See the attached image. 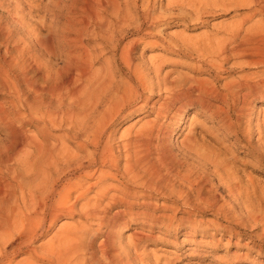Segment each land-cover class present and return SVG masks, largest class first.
Listing matches in <instances>:
<instances>
[{"label":"rangeland","instance_id":"1","mask_svg":"<svg viewBox=\"0 0 264 264\" xmlns=\"http://www.w3.org/2000/svg\"><path fill=\"white\" fill-rule=\"evenodd\" d=\"M119 1L123 7L120 12L116 14L107 5L108 9L104 8L95 17L96 13L85 6L84 0H0V81L5 83V86L0 83V108L11 113L15 109L10 99L16 93L13 94L14 89H9L6 85L10 83L9 78L25 76L32 78L31 81L35 83V78H41L47 70L56 72L63 66V55L66 52H88L92 56L91 70L95 73L112 74L119 84L126 78L120 68H127L128 61L123 57V52L127 51H130L132 58L131 66L138 68L137 74L151 78L154 84L155 78L165 77L173 80L205 78L214 80L217 84L245 78L246 82L253 83L254 86L249 92L247 88L239 91L236 105H243L244 109L239 121L231 110L235 132L223 129L217 120L199 112L200 106L197 103L190 101L181 115L179 126L166 135V138L175 155L181 156L184 134L196 124L198 135L203 137L199 140L200 151L213 158L218 157L226 164L232 163L238 170L235 174L242 189L248 187L254 198L261 197L264 194V63H243L237 60L229 53L231 43L227 42L229 29L251 10L247 6H234L223 0H152L153 3L148 6L142 1L130 2L128 17L123 14V0ZM214 2H220L221 5H214ZM223 2L225 3L222 4ZM147 12L153 17L145 19ZM257 18H264V14H256L253 19ZM249 23L247 21L243 27ZM100 24H105L104 27L111 30V41L113 45L117 44L116 48L99 35L102 32H99L102 27ZM242 34L243 31L240 35ZM73 38H77L78 42L72 41L73 45L70 46L66 40ZM49 40L53 43L51 55L50 46L47 45ZM224 41L228 44L225 52L216 56L214 48L218 49L219 44L225 43ZM48 55L51 59L49 63ZM158 63L161 66L156 74L155 67ZM60 75H67V67ZM24 90L35 101V91L25 87ZM245 92L248 93L243 98L242 93ZM164 94L162 90L157 91L156 86L147 90L144 94L146 105L136 108L125 118L120 117L112 126L113 146L119 154L121 167L125 161L123 144L146 120L154 118L152 107L158 105ZM139 104H133L131 110ZM224 107L228 108L226 104ZM25 111L22 114L25 115L24 119L23 116L19 117L15 124L19 126L22 123V129L32 134L35 132V111H29L27 107ZM27 116L34 118L30 121ZM1 128L0 124V140H4ZM200 128L204 130L201 134ZM248 131L252 142L247 140L248 136L242 137L243 132ZM62 132L63 130H51L53 135ZM67 145L69 150L74 151L76 142L69 141ZM79 153L83 155L84 151ZM187 159L189 163L192 162L191 169L196 175L207 179L206 186H212V192L219 203L224 205V209L218 210L201 202L187 184L177 181L174 182L175 188L188 193L190 203L182 198L185 196L175 197L169 190L168 194L162 195L156 190H145L139 182H132V189H138V194H146L147 201L150 202L146 207L141 203L140 196L135 199L131 196V200L138 201L135 209H146L149 213L159 215L160 219L172 218L173 223L159 227L157 224L151 226L132 218L111 229L112 234L125 243L134 238V232H142L144 240L139 245V251L149 258L158 255L162 260L168 261V264H264V242L259 241L264 230V220L261 218L259 221L245 222L240 221L241 217L233 219L230 213L239 207L235 209L233 196L224 187L226 182L223 175H218L219 170L216 172L208 160L191 156ZM119 180L107 178L99 183L121 188L123 185ZM94 190L88 195H93ZM170 194L177 198L176 201L166 196ZM259 204V214L262 216L264 201ZM79 207L78 205L73 214L59 212L52 222L50 218L42 221L40 210L35 208L33 222L19 218L7 231L1 230L0 264H49L40 257L49 255L47 250L59 240L61 226L72 229L85 227L97 243L106 232V227L98 229L96 224H91L81 214ZM29 210V207L25 209L21 206L17 211L23 214ZM180 216L191 219L185 222V226L180 225ZM227 226H231L234 233H230L225 228Z\"/></svg>","mask_w":264,"mask_h":264},{"label":"bare ground","instance_id":"2","mask_svg":"<svg viewBox=\"0 0 264 264\" xmlns=\"http://www.w3.org/2000/svg\"><path fill=\"white\" fill-rule=\"evenodd\" d=\"M84 1L85 6L96 13L95 17H98L107 5L111 6L116 14L123 8L119 0ZM138 1L145 2L147 6L152 2L123 0V14L128 16L130 2ZM223 1L234 6L244 5L251 10L229 29V53L243 63H264V18L253 19L256 14H264V0ZM214 5L221 3L214 2ZM148 12L144 16L145 19L153 17ZM247 21H250L249 25L243 27ZM105 24L99 25L102 26L99 35L106 43H111L116 48L117 44L113 45L111 41V30L108 31L109 29L104 27ZM242 31L243 34L240 35ZM72 41L76 43L78 39L66 40L70 46L73 45ZM227 42L219 44L218 49L214 48L216 56L225 52ZM172 43L176 44L177 41ZM47 45L50 46L51 55L52 40H49ZM49 55L47 63L51 60ZM63 56V66L56 72L47 70L41 78L33 80L35 83L31 81L32 78L16 76L17 78H9L10 83L6 84L9 89L13 88L12 93L16 94L10 99L11 105L15 107L14 112L0 108L1 130L5 136L4 140H0V231H7L19 218L33 222L35 208L40 210L42 221L50 218L52 222L59 212L73 214L79 205L81 214L91 224H96L98 229L101 226L106 227L102 238L96 243V239L88 234L85 227L72 229L61 226L58 232L59 240L47 250L49 255L41 256L40 259L49 264H168V261L162 260L158 255L149 258L139 251V245L144 240L142 232H134V238L124 243L110 230L132 218L151 226L157 224L159 227L173 223L172 218L160 219L159 215L149 213L146 209L136 210L138 201L131 200V196L134 199L140 196L141 203L146 207L150 202L147 201L146 194H138V189H132V182H139L145 190H156L162 195L168 194L169 190L175 197L185 196L182 198L188 202V193L181 188H175L174 182L177 181L187 184L201 202L208 203L218 210L224 209V205L219 203L212 192V186H206L207 179L196 175L191 169L193 165L187 161L188 156L208 160L216 172L219 170L218 175H223L226 182L224 187L231 192L235 209L239 207L238 210L229 211L233 219L241 217L240 221L245 222L259 221L261 218L264 220V215L259 214V203L264 201V194L254 198L248 187L242 189V184H239V178L235 174L238 170L232 163L226 164L218 157L213 158L200 151L199 140L203 137L198 135L196 124L184 134L181 156L175 155L166 138V135L179 126L181 115L190 101L197 103L200 106L199 112L217 120L223 129L235 132V126L231 122V110L239 121L244 112L243 105H236L239 91L243 88L251 91L253 83L246 82L245 78L217 84L216 81L205 78L173 80L165 77L155 78L154 84L151 78L137 74L138 68L131 66L132 58L130 51H127L123 52V57L128 61L127 68H120L126 78L119 84L112 74L95 73L91 70L92 56L88 52H66ZM160 66L158 63L155 67L156 74ZM66 67L67 75L61 76V71ZM0 83L5 86L4 82ZM155 86L157 91L162 90L165 94L158 105L152 107L154 118L146 120L123 144L125 161L121 167L119 154L113 146L112 126L120 117L125 118L136 108H143L146 105L144 94ZM24 87L35 91V101L26 94ZM248 92L242 93V97ZM133 104L139 105L131 110ZM224 104L228 108H225ZM22 106H26L29 111H35V132L32 134L22 129V123L19 126L15 124L19 117L23 116L24 119L25 115L22 114L26 112V107L22 109ZM31 116H27L30 121L34 118ZM52 129L63 132L53 135ZM202 131L204 132L200 128L199 134ZM246 136L247 140L252 142L249 139V131L243 132L242 137ZM69 141L76 142L74 151L69 150ZM80 151H84V154L80 155ZM107 178H121L119 181L123 186L119 188L99 183ZM91 179L96 181L91 182ZM169 187L171 188L168 189ZM93 189V195H88ZM173 195L166 196L176 201L177 198ZM21 206L25 209L29 207L30 210L19 214L17 210ZM190 219L180 216L178 222L185 226V222ZM225 228L234 233L231 226ZM32 230L35 232V228ZM259 241L264 242V230Z\"/></svg>","mask_w":264,"mask_h":264}]
</instances>
